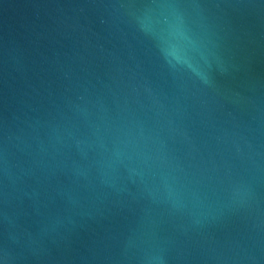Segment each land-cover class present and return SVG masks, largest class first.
I'll use <instances>...</instances> for the list:
<instances>
[{
	"label": "water",
	"instance_id": "1",
	"mask_svg": "<svg viewBox=\"0 0 264 264\" xmlns=\"http://www.w3.org/2000/svg\"><path fill=\"white\" fill-rule=\"evenodd\" d=\"M0 264H264V0H0Z\"/></svg>",
	"mask_w": 264,
	"mask_h": 264
}]
</instances>
